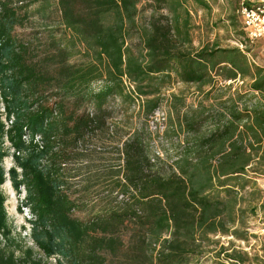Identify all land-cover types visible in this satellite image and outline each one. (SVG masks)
Masks as SVG:
<instances>
[{"label":"trees","instance_id":"16d2710c","mask_svg":"<svg viewBox=\"0 0 264 264\" xmlns=\"http://www.w3.org/2000/svg\"><path fill=\"white\" fill-rule=\"evenodd\" d=\"M189 1L0 0V185L25 191L38 250L13 233L0 188V264H204L215 236L246 238L264 210V70L238 47L196 49ZM219 78L250 83L205 103ZM174 83L203 99L165 98ZM166 99L160 134L149 120Z\"/></svg>","mask_w":264,"mask_h":264},{"label":"rangeland","instance_id":"374dc122","mask_svg":"<svg viewBox=\"0 0 264 264\" xmlns=\"http://www.w3.org/2000/svg\"><path fill=\"white\" fill-rule=\"evenodd\" d=\"M205 2L208 6L207 8L199 6L192 0L187 3V7L193 16L191 36L194 47L200 49L204 46H211L213 44H217L221 48L238 47L245 53L248 59L253 57L260 60L261 55L264 52V42H252L247 38L243 29L241 17L238 13L240 0H205ZM23 30L24 29L22 28H18L17 31L22 32ZM217 81L218 90L212 95L211 99L205 100V103L207 104L215 102L216 96L223 94V91H227V89L234 92L237 88H241L245 91L248 89L247 85L250 83V80H245L243 84L229 83L220 78L217 79ZM102 86L103 84L100 83L93 87L94 89L99 90ZM207 89H209V86L206 87V90ZM171 94L183 96L185 98L186 107L191 105L197 106L199 101L203 99L202 94L198 92L194 85L186 86L182 83H174L172 88L166 91L165 98H170ZM116 101L117 100H113L112 102ZM239 106L243 108L242 102H239ZM186 107L184 109H186ZM160 109V118H163V113L164 118H166L165 124H163V127L166 129L168 125V115L171 110L170 101L167 99L164 100ZM160 122H162V119ZM183 137L184 135H182L180 139ZM3 166L6 171L12 166V159L10 156L4 158ZM257 183L262 190L264 203V175L257 176ZM0 188L6 196L5 208L13 233H21L25 245L33 247L34 250L38 251L29 235V219L33 215L27 207L22 206L25 191L17 193L9 180H6L4 184L0 185ZM75 214L79 218H85L87 215L84 210L77 211ZM247 223L245 239H239L232 236H215L214 240L218 243L209 247L212 252L204 257L203 263L216 264L218 259L215 258V252L218 251L221 246L231 248L232 245L235 246L237 250L246 252L250 258L258 256L264 260V210L259 209L256 215L248 218ZM20 243L21 242L19 241V244ZM3 247H6L4 242L0 244V248ZM222 258L224 257L222 256ZM46 264L56 263L54 260H48L46 261Z\"/></svg>","mask_w":264,"mask_h":264},{"label":"built area","instance_id":"2783aa9c","mask_svg":"<svg viewBox=\"0 0 264 264\" xmlns=\"http://www.w3.org/2000/svg\"><path fill=\"white\" fill-rule=\"evenodd\" d=\"M238 13L241 17L243 29L245 31L247 38L252 42H258V41L264 42V0H240ZM249 60L252 64L260 66L264 70V52L261 55L260 60H257L253 57L249 58ZM125 82L129 90H134L133 84L128 82L126 79ZM228 82L243 84V81L240 79L236 81H228ZM256 94L258 95V92H256ZM0 112L3 114L2 119L5 122L7 129L12 121L11 120L9 122L7 121L5 115V108L3 104L1 105ZM159 114H161L160 108L156 109L154 114L150 117L149 126L152 131H156L162 134L165 130L163 124H165L166 118H164V113H163V118H160ZM161 119L162 122H160ZM4 144L7 147L10 146L7 137H5ZM50 260H54L55 263L57 264L56 258H50Z\"/></svg>","mask_w":264,"mask_h":264}]
</instances>
